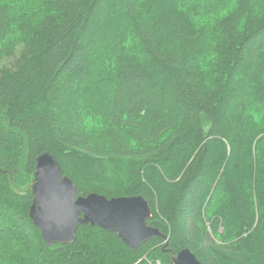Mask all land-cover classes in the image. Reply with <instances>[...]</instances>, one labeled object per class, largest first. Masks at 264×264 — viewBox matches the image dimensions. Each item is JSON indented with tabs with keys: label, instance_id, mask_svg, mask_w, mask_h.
<instances>
[{
	"label": "trees",
	"instance_id": "16d2710c",
	"mask_svg": "<svg viewBox=\"0 0 264 264\" xmlns=\"http://www.w3.org/2000/svg\"><path fill=\"white\" fill-rule=\"evenodd\" d=\"M45 152L80 195L142 196L167 247H48ZM0 168V264H264V0H0Z\"/></svg>",
	"mask_w": 264,
	"mask_h": 264
},
{
	"label": "water",
	"instance_id": "95a60500",
	"mask_svg": "<svg viewBox=\"0 0 264 264\" xmlns=\"http://www.w3.org/2000/svg\"><path fill=\"white\" fill-rule=\"evenodd\" d=\"M0 173L6 172L0 168ZM31 187L29 217L48 247L74 243L82 225L116 233L132 250L152 239H162L165 248L168 245V237L148 224L152 212L142 196L108 199L98 194L80 195L76 184L63 176L60 163L51 153L36 158ZM170 254L172 264H203L189 249Z\"/></svg>",
	"mask_w": 264,
	"mask_h": 264
},
{
	"label": "rangeland",
	"instance_id": "374dc122",
	"mask_svg": "<svg viewBox=\"0 0 264 264\" xmlns=\"http://www.w3.org/2000/svg\"><path fill=\"white\" fill-rule=\"evenodd\" d=\"M10 61H11V58L10 59H6V60H4V61H2V65H5V64H9L10 63ZM53 247V246H52Z\"/></svg>",
	"mask_w": 264,
	"mask_h": 264
},
{
	"label": "bare ground",
	"instance_id": "6f19581e",
	"mask_svg": "<svg viewBox=\"0 0 264 264\" xmlns=\"http://www.w3.org/2000/svg\"><path fill=\"white\" fill-rule=\"evenodd\" d=\"M64 176V175H63ZM33 183V182H32ZM31 186H32V184H31ZM31 189H32V187H31ZM91 194H96V193H91ZM91 194H89V195H91ZM97 195V194H96ZM99 195V194H98ZM84 196V195H83ZM133 197V196H132ZM119 198H126V197H119ZM151 209V208H150ZM152 212V211H151ZM151 218H152V214H151ZM151 220V219H150ZM149 220V221H150ZM149 221H148V224H149ZM142 246V245H141ZM130 248V247H129ZM139 248V247H138ZM131 249V248H130Z\"/></svg>",
	"mask_w": 264,
	"mask_h": 264
},
{
	"label": "flooded vegetation",
	"instance_id": "af4514ba",
	"mask_svg": "<svg viewBox=\"0 0 264 264\" xmlns=\"http://www.w3.org/2000/svg\"><path fill=\"white\" fill-rule=\"evenodd\" d=\"M80 194V193H79Z\"/></svg>",
	"mask_w": 264,
	"mask_h": 264
}]
</instances>
